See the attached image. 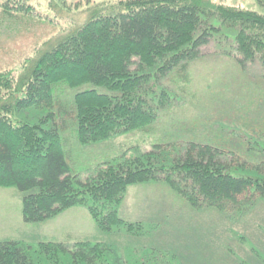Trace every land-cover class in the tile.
Segmentation results:
<instances>
[{
	"label": "trees",
	"instance_id": "trees-1",
	"mask_svg": "<svg viewBox=\"0 0 264 264\" xmlns=\"http://www.w3.org/2000/svg\"><path fill=\"white\" fill-rule=\"evenodd\" d=\"M255 1L264 9V0ZM90 7L83 25L41 42L35 34L32 48L0 57V188L24 194V221L41 223L86 206L101 231L136 230L141 223L123 220L118 206L129 187L149 182L166 183L194 209L218 213L242 214L264 201V145L258 146L264 141L246 142L249 132L257 134L252 130H226L235 142L244 137L247 149L200 134L207 137L154 145L126 164L106 161L87 179L74 172L68 147L71 137L76 145L94 146L153 131L178 103L172 94L179 92L166 82L174 80L184 92L194 61L221 58L240 70L255 63L264 68V13L216 0H112ZM1 14L24 33L56 26L30 0L6 4ZM88 84L93 88L75 94L71 104L59 94L64 86ZM41 109L49 113L31 123L26 113ZM219 120H212L213 129ZM154 250L166 264H186L174 251ZM28 254L16 241L0 242V264H35Z\"/></svg>",
	"mask_w": 264,
	"mask_h": 264
},
{
	"label": "rangeland",
	"instance_id": "rangeland-1",
	"mask_svg": "<svg viewBox=\"0 0 264 264\" xmlns=\"http://www.w3.org/2000/svg\"><path fill=\"white\" fill-rule=\"evenodd\" d=\"M30 1L41 13L51 16L55 20L52 25L56 26L34 29L31 33L18 31L21 27L3 20L1 14L6 4L16 5V0H0V57L3 59L9 57L7 53L14 48H32L35 34L41 42L63 29L83 25L90 6L91 9L93 6L100 8L112 0ZM216 1L264 13L255 0ZM80 2L82 6H75ZM51 7L53 10H49ZM53 30L54 33H48ZM208 53L215 52L210 48ZM189 73L192 80L184 92L176 88L174 80L172 84L166 82L179 92V95L172 94L178 103L170 108L171 111L168 109L161 114L153 131L132 133L94 146L76 145L71 137L68 147L72 151L74 172L87 179L106 161L113 166L126 164L151 147L153 149L154 145L180 139L192 141L193 137L209 135L212 141L219 140L232 148L251 147L244 145V137H238L236 142L231 140L226 135L230 127L257 133L249 132L246 142L260 140L259 136L264 141V68L259 63L240 70L234 62L209 58L192 62ZM89 88L93 86L88 84L74 90L64 86L59 94L65 103L71 104L75 94ZM48 113V109H41L26 115L31 123H40ZM215 119L220 120L217 127L214 126L213 135L212 120ZM120 141L126 146L122 147ZM263 145L258 144L260 149ZM249 152L254 154L253 150ZM23 196L16 188H0V242H18L27 248L35 264H166L165 259L157 260L152 253L154 249L174 251L181 263L186 264H264V201H255L242 214L218 213L211 207L192 208L164 182L138 184L128 188L118 210L123 220L139 222L141 228L129 231L122 225L111 231H101L86 206L68 209L41 223L25 222ZM88 201L92 200L88 197ZM52 243L61 246L47 245ZM82 243L89 245L85 247ZM93 246L99 249L93 251Z\"/></svg>",
	"mask_w": 264,
	"mask_h": 264
}]
</instances>
